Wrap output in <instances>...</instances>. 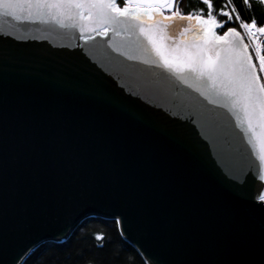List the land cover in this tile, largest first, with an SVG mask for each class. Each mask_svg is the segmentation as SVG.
I'll use <instances>...</instances> for the list:
<instances>
[{
  "label": "water",
  "instance_id": "1",
  "mask_svg": "<svg viewBox=\"0 0 264 264\" xmlns=\"http://www.w3.org/2000/svg\"><path fill=\"white\" fill-rule=\"evenodd\" d=\"M5 19L0 264L87 218L119 219L145 264H264V181L231 114L160 69L89 50L74 29Z\"/></svg>",
  "mask_w": 264,
  "mask_h": 264
},
{
  "label": "snow or ice",
  "instance_id": "2",
  "mask_svg": "<svg viewBox=\"0 0 264 264\" xmlns=\"http://www.w3.org/2000/svg\"><path fill=\"white\" fill-rule=\"evenodd\" d=\"M181 2L0 0V17L6 18L5 26L13 28L16 25L12 21L74 29L89 50L102 47L110 57L134 62L129 65L160 69L161 74L166 73L198 93L208 105L225 109L235 118V126L256 155L259 179L264 181V79L260 75L264 74V49L257 39V34L264 36V26H258L255 18L250 22L242 19L234 0H226L219 10L214 0H199L205 8L194 12L182 11ZM257 2L264 6V0ZM242 3L252 7L253 0ZM233 21L238 22L240 30L229 26L218 34L217 29ZM245 36L255 45L258 65ZM203 108L215 122L217 114L204 104ZM248 174L244 173L237 182L245 183ZM254 199L264 204V186ZM95 239L103 241L105 237L97 235Z\"/></svg>",
  "mask_w": 264,
  "mask_h": 264
},
{
  "label": "trees",
  "instance_id": "3",
  "mask_svg": "<svg viewBox=\"0 0 264 264\" xmlns=\"http://www.w3.org/2000/svg\"><path fill=\"white\" fill-rule=\"evenodd\" d=\"M226 0H214L217 10ZM242 19L250 22L251 18L257 20L258 26L264 25V8L253 0L252 7L243 5L242 0H234ZM122 6V5H121ZM181 10L185 12L198 11L205 6L199 0H182ZM226 20V17H220ZM237 27L236 22H230L224 29H217L223 34L227 27ZM264 49V41L262 43ZM264 54V52H262ZM103 235V241L95 237ZM103 244V247H99ZM21 264H145L139 254L119 232L115 220L102 218H87L83 220L72 232L69 238L62 243L46 242L30 251Z\"/></svg>",
  "mask_w": 264,
  "mask_h": 264
},
{
  "label": "built area",
  "instance_id": "4",
  "mask_svg": "<svg viewBox=\"0 0 264 264\" xmlns=\"http://www.w3.org/2000/svg\"><path fill=\"white\" fill-rule=\"evenodd\" d=\"M236 25H237V29L240 30V29H239V24H238V22H236ZM263 26H264V25H263ZM241 31H242V30H241ZM244 39H245V42L249 44V52H250V54L253 56V58H254V62L257 63V65H258V61L255 60V52H254V47H255V45H254L251 41H249V39L247 38V36H245ZM257 39H258V40L261 42V44H262L263 41H264V36H262V35H260V34H257ZM260 75L262 76V79H264V74H260Z\"/></svg>",
  "mask_w": 264,
  "mask_h": 264
},
{
  "label": "flooded vegetation",
  "instance_id": "5",
  "mask_svg": "<svg viewBox=\"0 0 264 264\" xmlns=\"http://www.w3.org/2000/svg\"><path fill=\"white\" fill-rule=\"evenodd\" d=\"M261 7H263V8H264V6H261Z\"/></svg>",
  "mask_w": 264,
  "mask_h": 264
}]
</instances>
